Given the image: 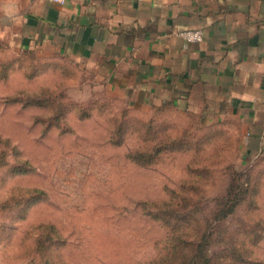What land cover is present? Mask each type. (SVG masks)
Masks as SVG:
<instances>
[{
  "label": "rangeland",
  "instance_id": "1",
  "mask_svg": "<svg viewBox=\"0 0 264 264\" xmlns=\"http://www.w3.org/2000/svg\"><path fill=\"white\" fill-rule=\"evenodd\" d=\"M11 1L0 0V67L6 68L0 77V151L11 160L14 147L15 156L33 169L7 176L0 167V201L15 188H39L44 196L22 219H16L17 210L0 208V264H41L35 238L42 223L54 224L64 237L55 255L65 264H141L161 250L165 233L141 214L140 202L159 203L173 191L171 210L195 211L193 238L202 221H211L213 198L225 192L234 172L258 184L255 206L244 201L230 217L211 221V250L223 254L233 237L247 246V259L264 264V155L243 158L230 122L199 126L191 115L167 106L133 110L85 67L48 49L18 48L4 29ZM35 91L50 103L9 102ZM57 103L73 108L48 126ZM78 110H89L88 117L78 119ZM136 149H153L152 162L127 160L125 154ZM179 192L186 198H178Z\"/></svg>",
  "mask_w": 264,
  "mask_h": 264
},
{
  "label": "crops",
  "instance_id": "2",
  "mask_svg": "<svg viewBox=\"0 0 264 264\" xmlns=\"http://www.w3.org/2000/svg\"><path fill=\"white\" fill-rule=\"evenodd\" d=\"M5 19L18 48L85 67L134 107L230 122L243 158L264 155V0H12ZM194 28L200 41L177 34Z\"/></svg>",
  "mask_w": 264,
  "mask_h": 264
},
{
  "label": "trees",
  "instance_id": "3",
  "mask_svg": "<svg viewBox=\"0 0 264 264\" xmlns=\"http://www.w3.org/2000/svg\"><path fill=\"white\" fill-rule=\"evenodd\" d=\"M5 76L6 68L1 64L0 77ZM28 76L31 75L29 74ZM9 102L19 103L21 107H45L50 103V97H48V95L45 96L40 91H35L30 93H19L18 95L9 98ZM166 106L173 109L169 103H162L159 106H151L150 108L160 109ZM72 108L73 105L71 104L61 105L57 103L53 115L47 120L48 126L52 125V121L54 120L60 121L63 115ZM133 110L139 109L133 106ZM177 111L194 117L195 122L198 123L199 126H213L220 124L202 125L194 114L183 112L181 110ZM77 113L78 119H84L88 117L89 110H78ZM64 129H68L66 125ZM115 132L117 137L121 135V124L117 125ZM237 135L239 146V132H237ZM119 138H121V136ZM110 139L112 140L113 138ZM113 143L118 145L121 143V140H113ZM5 144L7 145V143ZM166 147H170V144L166 145ZM160 149L161 148H158L157 146V148L154 149V152H157ZM11 154L12 159L8 160L6 152L4 150L0 151V167L5 168L4 172L7 176L27 174L32 171L33 168L26 160L18 159L15 156L17 152L14 147L11 148ZM125 157L127 160L134 162L137 165H149L152 162L153 149L152 153L136 149L127 152ZM243 177L244 175H238L237 172H234L230 177L225 192L213 198L214 210L211 221L217 223L218 221L230 217L235 211L237 205L244 201L247 202L249 207L255 206L254 198L258 191V184H254V182L252 183L249 180V176L245 179H243ZM10 190H12V193L0 201V208L9 212L12 209L17 210L18 217H16V219L24 218V214L28 208L42 200L44 196V192L35 187L15 188L14 190ZM173 194L174 192L172 191L168 199H163L159 201V203H155L154 201L140 202L141 214L147 220L152 222L155 221L165 233L164 245L161 247V250L155 255V257L141 264H260V262L256 260L247 259L246 253H249L247 246L243 245V243L237 244L233 237L230 238L231 240L228 244H226V242L221 248V251H225L223 254L218 255L212 252V228L211 221L209 223L207 222L208 219L202 221L201 225L203 227L201 228V232H198L195 237L191 238L192 234L190 231L192 230L191 228L193 225H191V222L194 220L192 213L195 211H193L192 208H185L184 212L182 211L181 213L176 212L174 209L171 210L169 206ZM176 196L181 199L186 198V195L182 192H179ZM10 206L12 208H10ZM151 206H156L155 211L151 210ZM37 227L39 228V232L35 238V244H37L36 248L41 253V258L43 259L41 264H65L59 256L55 255V250L61 248L65 244L64 237L59 233V229L52 223H42L37 225ZM53 251L54 253L52 254Z\"/></svg>",
  "mask_w": 264,
  "mask_h": 264
},
{
  "label": "built area",
  "instance_id": "4",
  "mask_svg": "<svg viewBox=\"0 0 264 264\" xmlns=\"http://www.w3.org/2000/svg\"><path fill=\"white\" fill-rule=\"evenodd\" d=\"M54 2H62L63 0H52ZM184 40L197 42L201 40V31L198 28L186 29L177 33Z\"/></svg>",
  "mask_w": 264,
  "mask_h": 264
}]
</instances>
